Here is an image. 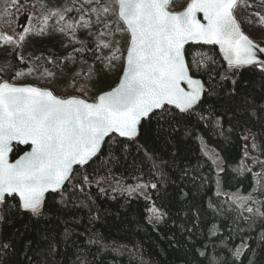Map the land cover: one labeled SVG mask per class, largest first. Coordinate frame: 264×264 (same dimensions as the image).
Masks as SVG:
<instances>
[{"label":"snow or ice","instance_id":"snow-or-ice-1","mask_svg":"<svg viewBox=\"0 0 264 264\" xmlns=\"http://www.w3.org/2000/svg\"><path fill=\"white\" fill-rule=\"evenodd\" d=\"M172 5L173 0H82L78 7L74 3L50 7L47 0H38V6L31 5L34 12L24 9L22 14L27 18L28 26L18 38L0 32V41L4 44L19 46L30 35L50 34L49 21H54L51 26L54 32L69 37V43L75 41L82 45L67 53L65 60L74 62L73 53L85 50L101 52V49L108 50L109 55L104 56L101 52L95 58L108 67H115L114 61L123 60L122 75L115 87L91 99L86 86L77 89V94L56 95L47 87L14 83L0 77V233L3 225H13L24 214L33 221L55 217L63 225L60 241L65 248L69 242L75 248L73 264H103L101 258L109 256L111 264H121L120 258L125 256L128 264H149L139 239L129 242L115 237L106 238L96 228L97 223L106 222L105 217L112 214L100 208L91 195L85 193V187L99 186L105 177L90 180L87 174H83L78 182H74L77 166L89 165L100 156L105 146L108 158L101 159L100 167L119 163L120 159L127 161L133 147L137 155L142 153L140 163L150 165L149 171L156 177V182L124 187L117 180L111 190L126 192L129 196L140 193L151 201L144 221L159 234L160 227L167 223L170 215L164 210L168 203L177 194L180 201L189 200L190 193L184 191L182 182L190 177V170L177 164L175 152L171 153L173 160L169 166V161L154 151L150 152L144 143H140L141 139L167 145L181 129L186 137L191 136L196 130L195 126L190 127L192 117L205 127L211 125L218 129L223 136L222 121L227 118L228 131L239 129L240 139L244 141L243 155L232 171L240 176L251 173L252 189L246 195L240 194L239 190L223 193L219 190L220 173L225 171L222 158L214 150L210 155L206 143L201 144V152L216 166V196L227 195L225 203L229 204L230 212L235 213L231 218L228 239H235V233L240 236V243L233 248L221 240L220 244L229 253V258L223 259L217 252L210 254L206 244L202 249H196L193 244L190 251L197 264H243L245 255L249 253L247 264H256L257 251L251 248L243 233L254 231L259 226L257 244L264 246V101L258 103L245 91L249 82L242 79L241 70L251 66L264 77V47L242 31L235 14L238 7L253 5L248 0H188L181 10H172ZM22 6V0H12V7L17 11ZM257 6H264V0ZM73 11L79 14L78 19L69 16ZM198 13H202V19L198 18ZM109 15L117 18L115 29ZM254 15L258 18L256 22L264 26V15L259 11ZM34 19L39 27L34 26ZM121 23L123 27H120ZM78 30L85 32V40L92 38L94 49H87L85 41L77 39ZM125 34L126 49L122 51L121 41L115 37ZM189 43L218 45L227 66L219 64L203 51H193L189 62L185 47ZM18 59L21 63L25 61L23 56L18 55ZM48 63L53 64L54 69L43 68L41 71L40 67H33L27 73L16 71L12 80L35 72L52 79L67 73L74 86L79 72L66 64H57L54 59H49ZM9 70L7 65L0 67V72ZM85 75L88 80L92 79L94 71L91 66ZM195 139L203 141L200 135ZM13 142L30 146V150L21 148L22 154L14 161L9 158L14 151ZM117 151L121 153L119 158L113 155ZM130 166L137 167L135 158ZM253 166L259 171H253ZM166 167L169 172L175 169L180 173L177 180L181 183L171 180L168 172L164 171ZM197 179L200 180L198 186ZM191 181L194 187L203 188L207 178L191 176ZM147 189L153 190L155 199L160 201L159 206L152 196L145 194ZM98 190L106 193L105 188ZM191 201L184 213L185 217H191V227L186 226L187 220L179 225L180 232L186 234L185 244L192 240L194 229L198 228L204 214L195 203V197H191ZM208 207L217 214H223L222 208H217L211 200ZM115 215L119 218L118 212ZM241 221L246 228L239 227ZM127 223L133 225L134 232L141 231L139 221ZM29 231L28 224L23 225V231L15 229V237L22 244L24 261L39 264L33 256H40L44 251L54 256L57 241L55 235L49 234L52 230H43L40 240L47 244V249L39 251L32 247L31 239H25ZM221 231V227L213 223L207 235L217 236ZM74 237H82L83 243ZM16 243V239H5L0 235V264H8L5 258L15 251ZM169 247L177 251L182 249L175 236L169 238ZM89 256L91 259L87 258ZM187 256L186 252L180 258L181 264H192Z\"/></svg>","mask_w":264,"mask_h":264},{"label":"trees","instance_id":"trees-1","mask_svg":"<svg viewBox=\"0 0 264 264\" xmlns=\"http://www.w3.org/2000/svg\"><path fill=\"white\" fill-rule=\"evenodd\" d=\"M22 4V7H28V0H22ZM249 4L253 5V7H247L249 10L254 13L259 11L262 15H264V6H257L261 5V0H255ZM22 7H20V9ZM9 12L10 8H8V13ZM23 12L24 11L20 13V20H23L24 18V15L22 14ZM12 13L13 12H11V14ZM5 22L6 21L1 22L0 25ZM257 41L264 44L263 40ZM186 50V58L189 62H191V53L193 51H203L213 56L219 64L224 67L227 66L219 56L217 49L214 46L189 45L186 47ZM39 53L40 54H38L37 57L40 59L36 60V62L42 65L43 68L55 67L53 64L48 63L49 59H54L57 64H60V56L56 55L54 52L40 50ZM84 55L90 59L94 58V56L91 55V52H88L87 50H85ZM8 67L10 70L7 72H0V76L9 80H11L19 67H24V64L18 59V50H15L11 55ZM97 67L100 69V66ZM241 72L242 79L249 82L248 88H246L245 91L251 94L258 103L264 101V77H261L259 72L251 66L242 69ZM96 77L97 80L95 83L97 86V82H100V77L98 74H96ZM197 111H199V109H197ZM191 126H195L196 129L191 136L186 137L184 135V130L181 129V131L177 133L176 138L167 145H164L163 143H154L151 140L145 142L144 139H141L140 141V143L145 144V147H147L150 152L154 151L157 156H161L164 160L169 161V166L173 160L171 153L175 152V160L177 164L181 167L187 166L190 170V177L182 182L184 191L190 193L189 200L180 201L179 195L177 194L176 198L168 203V207L164 210L168 211L170 215L167 223L160 227L159 234L154 232L152 227L148 226L144 221L146 209L151 206V201L146 200L140 193H135L129 196L124 193H115L109 188H106V193H100L98 190L101 188L100 186L93 184L91 188L85 187V193L90 194L91 198L100 208L107 209L112 214L105 217L106 222L97 223L96 228L102 231L106 238L115 237L116 239L127 240L129 242L134 239H139L144 245L145 260L149 261V264H181L180 258L186 252L188 254V260L192 261V264H197V261L193 259V252L190 251L193 244L196 249H202V246L206 244L210 250V254L217 252L222 259L229 258V253L223 248L220 241L224 240L225 243H228L229 246L233 248L236 244L240 243L241 238L235 233H233L235 239H228L230 225H232L231 218L235 215V213L230 212L229 204L225 203L228 200L227 195L216 196L215 194L218 191L216 184V167L212 164L209 157L205 156L201 152V144L206 143L208 146L207 150L209 152H213L214 150V152L218 153L222 158V165L225 171L220 173L221 184L219 190L228 194L236 193L239 190L240 194L246 195L253 186L251 173H246L244 176H240L236 172L232 171V169L237 167L243 155L244 141L240 139L241 132L239 129H233L229 132V122L227 118H224L222 121V128L224 132L223 136L219 134L218 129H214L211 125L205 127L203 123H197L195 117L191 118L190 127ZM197 135L202 136L203 141L195 139ZM21 148L23 147L18 145L14 146V151L11 154L12 158H15L21 153L19 151ZM23 149L25 150V148ZM131 151L132 155L128 157L127 161L120 159L119 163L113 162L105 167H100L101 159L108 158V150L105 146V149L101 152L100 156L98 158H94L89 165L84 166L83 168L77 166L75 173L76 181L74 182H78L81 175L87 174L89 179L94 176H105L107 178L121 181L122 185L134 186L137 183H155L156 177L150 173V165L147 162L140 163L143 154L141 153L140 155H137L134 147ZM113 155L119 158L121 153L117 151L113 153ZM133 158L137 161V167L130 166L132 165ZM247 163L250 164L251 161L248 160ZM109 170L111 175H109ZM164 171L168 172L171 180L181 183L177 180V176L180 174L178 171L173 169L169 172L167 167ZM253 171H259V168L253 166ZM200 175L206 177L207 182L204 184L203 188L194 187L191 181V176ZM138 177L139 179H137ZM196 184L197 186L200 184L199 179H197ZM169 191H173V189L169 188ZM147 192V195L152 196L155 203L159 206L160 201L155 199L153 190L147 189ZM77 195H80L81 198H83L82 194L77 193ZM191 197H195V203L199 208L203 209L204 214L201 217V222L198 228L194 229L192 240L185 244L186 234L180 232L179 225L185 223L187 220L188 223L186 226L191 227V217L184 216V213L187 212L188 207L192 202ZM48 199L51 200V196H49ZM57 199H59V196H57ZM209 200H211L217 208H222V215L217 214L212 209H209ZM117 212L119 213V218L115 215ZM83 215L86 223V212L83 213ZM128 221H139L141 231L134 232L132 230L133 225L128 224ZM173 221H175V225L173 224ZM213 223L219 225L222 231L217 233V236H208V228ZM24 224H28L31 229V231L25 234V239H31L33 241L32 247L37 251L40 249H47V244L40 240V235L45 228L51 229L52 231L49 234L56 236L57 247L54 256H49L48 252L44 251L40 256H33L34 261L39 262V264H45V262H47V264H73L76 260L75 248L72 246L71 242H69L67 248H65L64 244L60 241L59 234L63 230V225L59 222V220L54 217L52 220L33 221L27 214H24L22 218L16 219L14 224L11 226L8 224L3 225L2 233H0V235H2L5 239L11 237L17 240L15 251L10 253L9 256L5 258L8 261V264H27L21 255L22 244L19 239L15 237V229L23 231ZM71 227L76 226L72 225ZM239 227L246 228V225L243 221H241ZM124 228H128L129 231H122ZM80 230L83 231V226L80 227ZM259 231L260 227L258 226L254 231H245L243 235L248 238L251 248H255L257 251L256 264H264V246H258L257 244V233ZM172 236H175L176 239L181 242L182 249L180 251L169 247V238ZM74 239H77L81 244L83 243L82 237H74ZM94 251L95 249H93V252ZM29 255H32V253L29 252ZM248 255H250V253L245 255L243 264H247ZM87 258L91 259V256ZM101 259L103 264H111L112 258L110 256L102 257ZM120 260L121 264H128L127 256L120 258Z\"/></svg>","mask_w":264,"mask_h":264},{"label":"rangeland","instance_id":"rangeland-1","mask_svg":"<svg viewBox=\"0 0 264 264\" xmlns=\"http://www.w3.org/2000/svg\"><path fill=\"white\" fill-rule=\"evenodd\" d=\"M253 1L255 0H248L249 3ZM81 2L82 0H47V3L50 7L70 6L73 3L78 7ZM186 2L187 0H173L172 10H177L182 8ZM32 4H37L38 6V0H28V4H27L28 7H22L19 11H17V9L15 10V8L12 7V0H0V23L6 21L4 24L0 25L1 26L0 32L4 33L6 30H9L11 31V33L9 34L13 35L14 39L18 38V36L23 33L24 27L28 26V20L25 16L23 20H20L21 17L20 13L24 11L25 8H27L29 13L34 12L35 9L31 7ZM9 6H11V8H10V12L8 13ZM11 12L13 13L11 14ZM74 12L75 11L70 13L69 16L70 17L74 16V18L78 19L79 14ZM235 14L243 31L246 34H248L253 39L264 41V26H261L256 22L258 18L254 15V12H252L245 6H240L237 8ZM108 19L112 22V28L115 29V27L117 26L116 16L109 15ZM12 20L21 23L20 25L18 24L19 27H21L20 33L18 32L17 28L15 29V31H13L14 26L13 27L8 26L9 24L12 23ZM53 24L54 21H49L50 34H46L45 36L30 35L26 37L25 41L20 42L19 46L15 44L13 45L4 44L3 41H0V66H5V65L8 66L10 64L11 55L15 50H18V55L23 56L25 58V61L23 62L24 67H19L17 71H24L25 73H27L28 70L33 67H40V70L42 71L43 66L37 63L35 58L38 56V54H40L39 53L40 50L52 51L56 55L60 56V60H61L60 65L63 66L66 64L68 65L69 68H71L75 72L80 73V75L75 79L74 86H73V81L69 79L67 73L63 76L58 74L57 78L52 79L48 77H42L40 76L39 72H35L32 75H25L23 77L18 78L17 80H12L11 78L12 82L30 83L40 87H47L51 89L56 95L77 94V89L81 88L82 86H86L88 89L89 99H91L98 92L106 90L116 83L119 73L121 71V66H122L121 60L113 62L115 64V67H108L106 63H102L101 61L97 60L95 57L100 55L101 52L103 53L104 56L109 55V51L106 49H101V52H91V55L94 56L93 59L86 57L84 55L85 51H83L80 53H73L74 62L65 60L64 57L67 55V53H72L74 48H81L82 45L81 43H77L75 41L69 43V37H67L64 34L54 32L52 30L51 26ZM11 25H14V23ZM34 26L39 27V24L35 23V19H34ZM120 27H123L122 23L120 24ZM94 30L95 29H93V31ZM115 38L121 41L120 47L121 50L124 51L126 49L127 35L126 34L123 36L117 35ZM77 39L85 41L87 49L95 48V43L91 37L85 40V32L83 30L77 31ZM84 61H86V63H84ZM89 66H91V68L94 71V75L91 80H88L85 75ZM97 66H100L101 70ZM49 69H54V68H49ZM97 69H98V73H97ZM96 74H98V76L100 77V82H97L98 87L96 86L95 83V81L97 80ZM209 154L212 155V151H210ZM100 177L102 176H94L90 180H96L99 179ZM116 181H117L116 179L105 177V180L99 186L101 188H105V189L109 188L111 190L112 187L116 186L115 183ZM122 186L127 187L129 185H122ZM144 191L145 194L147 195L148 194L147 190ZM115 193H121V192H115ZM124 194L127 193L124 192Z\"/></svg>","mask_w":264,"mask_h":264},{"label":"water","instance_id":"water-1","mask_svg":"<svg viewBox=\"0 0 264 264\" xmlns=\"http://www.w3.org/2000/svg\"><path fill=\"white\" fill-rule=\"evenodd\" d=\"M187 4V3H186ZM186 4H185V6H186ZM184 6V7H185ZM181 10V9H180ZM197 16H198V18H200V19H202V13H198L197 14ZM243 31V30H242ZM255 42V41H254ZM257 43V42H256ZM259 44V43H258ZM189 45H193V44H191V43H189L188 45H186L185 47H187V46H189ZM261 45V47H264V45H262V44H260ZM203 46H215L216 47V49H217V51H218V53H219V55H220V57L222 58V60H223V56H222V54L219 52V46L218 45H203ZM224 61V60H223ZM224 63L226 64V62L224 61ZM122 70H123V66H122ZM122 70H121V73H120V75H119V78H120V76L122 75ZM119 78H118V81H117V83L119 82ZM116 83V84H117ZM115 84V85H116ZM115 85L113 86V87H115ZM112 88V87H111ZM111 88H109V89H107V90H104V91H108V90H110ZM99 94V93H98ZM14 145H19V144H17L16 142H13V147H14ZM19 146H21V147H24V148H26V150H30V146H25V145H19ZM22 154V153H21ZM9 158H10V160H15L16 158H18V156L16 157V158H14V159H11V153H10V155H9Z\"/></svg>","mask_w":264,"mask_h":264}]
</instances>
